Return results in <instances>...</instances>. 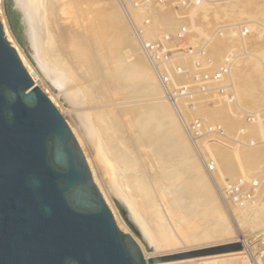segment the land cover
<instances>
[{"label": "rangeland", "instance_id": "obj_1", "mask_svg": "<svg viewBox=\"0 0 264 264\" xmlns=\"http://www.w3.org/2000/svg\"><path fill=\"white\" fill-rule=\"evenodd\" d=\"M42 2V7H40L41 11H45V12H41L43 13L42 16L43 18H45L46 22V26L47 28H49L52 32L53 35H56V37H58V40L61 39V37L63 39L60 40L59 45H58V53L64 56H61L63 58H66L67 60L71 57L72 61H73V65L72 61L70 62L68 60V62L70 64H72V69H74L76 66L79 69V72H77V75L82 74L80 76H77L76 79V83L74 81V79H70V76L67 75L65 72V76L63 75L64 73L59 70L57 71V68L54 67L53 69L55 71H57L75 90L76 92L80 95V97L82 98L85 108L87 110L88 115H90L93 119V114L95 116L98 115H108V118L113 119L114 116L116 117V119L112 120L111 122L114 123L111 126V136L106 138L103 137V130L100 127H95L98 130V133L100 135L102 144L104 146L106 155L108 160L111 162V164L113 165V167L116 169L117 173H118V177L123 189L124 194L126 195L130 205L133 207L134 210H136L138 212V215L143 217L142 220L147 222L148 219L147 217L149 216L148 213V208L150 209V204L149 201L147 199H145L144 195H139L135 189L136 185L137 187H139V189L141 188L140 185L143 183L144 185H146V187L149 189L150 192H153L154 188H153V180L155 181L156 179L161 180V176H167L168 180H169V188L166 191L167 193H165V196L168 195V197L166 198L164 196V194H161L160 196L157 197V202L158 205L161 206V208L163 209L165 215L163 218H167V220L169 219V221L164 222L162 221V223H160L159 225V231L158 228H152L151 229V238H153L152 240H155L156 244L154 241V246H155V250L157 253V257L159 256H166V255H173L176 253H172V252H166V253H159V251L162 250L166 251V249H170L172 250L173 244L171 243L173 238L171 235H174L175 237L177 236V238H180L179 236V232L182 230L177 228V226L179 227H185L187 226L186 229H188L189 227L192 226V231H194V227L196 226L199 231L200 228H203V230H205L208 227L207 233L210 234V229L213 230V232H211L212 234H215L216 237L219 239L220 237L225 239L224 240H220L223 241L221 242V244L224 245H231V244H240L242 246V249L240 251L237 252H242V255L240 256V258H244V259H238L235 260L233 262V264H252L251 260L247 257L245 253V248H250L252 249V254L254 256H256L257 253H259V248L262 247L261 245L264 246V239L262 240V242L259 244L257 243L260 239H257L258 241L255 242V244H253L254 242H252V244L247 243V245L243 247V243L242 242H237L236 239H238V241H241V238H243V236L246 235H253V232L256 233V230H262L264 229V203H260L257 206H251V205H245V206H236L234 204L231 203H227L225 202V200H223L222 196H221V187L223 185L224 182L226 181H233L236 178L239 177H244L245 179H249L255 175H259L261 183L263 184V188H262V197H264V145L258 146V147H247V146H243L240 145L239 143L227 140V141H219L216 140L215 138H207L206 140L201 141L204 146V148L201 145L200 142V150L202 152V154L204 155V158H202L201 156H199V154L196 152V150L194 149V147L192 146V144L190 143L188 137L185 134V131L183 130V126L180 123V120L175 112V110L171 107V105L168 103V101L164 98L163 93L160 89V86L157 82V80L155 79L151 68L147 62V60L145 59L144 55L141 53L140 48L138 47L132 30L130 28V26L127 23L126 17L123 13V11L121 10L119 3L117 2V0H41ZM47 1V2H46ZM215 1V0H214ZM221 2V1H220ZM54 5H53V4ZM49 4V5H47ZM59 4V5H58ZM67 4V5H66ZM69 4V5H68ZM73 6H72V5ZM77 4V5H76ZM39 5V4H38ZM41 5V4H40ZM39 5V6H40ZM45 5V8H44ZM70 5L72 6L71 9ZM49 6V7H48ZM69 6V7H68ZM54 7V8H53ZM49 8V9H48ZM39 9V7H38ZM39 9V10H40ZM53 9V10H52ZM116 9V10H115ZM73 10V11H72ZM106 10V11H105ZM57 11V12H56ZM112 11V13H111ZM72 14H71V13ZM77 12V13H76ZM55 13V16H54ZM200 13L204 14L202 18H197L196 20L198 21V25L200 27H202V31L208 33L210 32L212 29H214L215 27H217V25H219L220 23L224 22L226 24H237L243 21H250V22H255L258 24H262L264 25V0H223V2L217 3L214 2L212 3V5H203V7L200 9ZM51 14V16H50ZM53 14V15H52ZM75 15V16H74ZM78 15V16H77ZM140 14H138L137 16L139 17ZM73 16V17H72ZM72 17V18H71ZM79 17V18H78ZM51 18V19H50ZM1 19L6 23L7 28L5 31L4 28V33L6 36V39H10L11 41L15 42L16 45L19 48H22L21 45L19 44V42L17 41V39L15 38L13 31L10 27V24L7 20L6 14H5V10H4V6H3V0H0V21ZM55 19V20H53ZM62 19V20H60ZM80 19V20H79ZM112 19V20H111ZM165 19H162L160 22L164 21L163 23H170L171 20L169 18V22H168V18L166 19L167 22H165ZM50 20V21H49ZM60 20V21H59ZM53 21V22H52ZM95 21V22H94ZM98 21V22H97ZM107 21V22H106ZM121 22V23H120ZM2 23V22H0ZM55 23V24H53ZM49 26H48V25ZM87 24V25H86ZM102 24V25H101ZM114 24V25H113ZM122 24V26H121ZM155 24H159L156 23ZM161 24V23H160ZM1 25H3L4 27V23H2ZM55 25V26H53ZM65 27H64V26ZM73 25V27H72ZM108 25V26H106ZM126 25V26H125ZM162 25V24H161ZM60 26V27H59ZM88 26V27H87ZM116 26V27H115ZM54 27V28H52ZM63 27V28H62ZM70 29H67V28ZM82 27V28H81ZM103 27V28H102ZM124 27V28H123ZM71 28H73L71 30ZM76 30H75V29ZM89 28V29H88ZM48 29V30H49ZM53 29V30H52ZM55 29V30H54ZM58 31H57V30ZM84 29V30H83ZM88 29V30H87ZM117 29V30H116ZM124 31H123V30ZM71 30V31H69ZM94 30V31H93ZM115 30V31H114ZM121 30V31H119ZM73 31V32H72ZM79 31V32H78ZM83 31V32H82ZM112 31V33H111ZM151 31H153V29H151ZM149 31L148 34L151 36L153 34H155L156 31L151 32ZM56 32V33H55ZM59 32V33H58ZM80 34H78V33ZM82 32V33H81ZM98 32V33H97ZM110 32V33H109ZM151 32V34H150ZM62 33V34H61ZM68 33V34H66ZM77 33V35H81V38L79 39L78 36H76L75 34ZM88 33V34H87ZM116 33V34H115ZM123 33V34H122ZM59 34V35H58ZM68 36V39L66 38V35ZM73 36H72V35ZM85 34V35H84ZM103 34V35H102ZM119 36H118V35ZM61 35V36H60ZM94 35V36H93ZM93 36V37H92ZM69 37H72L69 39ZM80 37V36H79ZM92 39H90V38ZM96 37V39H95ZM99 37V38H98ZM116 37V38H115ZM76 39L77 42H73V40ZM79 39V41H78ZM83 39V43L82 42ZM87 39V40H85ZM109 39V40H108ZM114 39V40H112ZM64 40V41H63ZM67 40V41H66ZM70 40V41H69ZM98 40V41H97ZM263 40V39H261ZM64 43H61V42ZM70 43H69V42ZM89 42V44L87 45V43ZM126 41V42H125ZM254 50H253V55L254 57H252L250 60H244L243 63H241L239 65V67L235 68L233 71V75H232V80L234 83V87H235V91L237 94V98H238V105L240 107H242L243 109H246L248 111H258L261 109V107L264 105V72H263V68H262V63H264V41L263 42H258V39L254 40ZM80 42V43H78ZM101 42V43H100ZM109 42V43H108ZM10 43V42H9ZM68 43V45H67ZM76 43V44H75ZM78 43V44H77ZM92 43V44H91ZM96 43V45H95ZM114 43V44H113ZM11 44V43H10ZM62 44V45H61ZM71 44H73L72 46H70ZM81 44V45H79ZM86 44V45H84ZM106 44V45H105ZM110 44V45H109ZM74 45H76L77 47H75ZM95 45V46H94ZM100 45V46H99ZM74 46V47H73ZM78 46L83 47L82 49H77V53L76 52V48H79ZM90 46V47H89ZM108 46V47H107ZM115 46V47H114ZM222 44L220 45V43L216 42L214 45L213 50H221L222 49ZM61 47V49H60ZM65 47V48H64ZM71 47V48H70ZM220 47V48H219ZM69 48V49H68ZM73 48V50H72ZM88 48V49H87ZM72 51H71V50ZM16 50V49H15ZM66 50H70V51H66ZM75 50V51H74ZM63 51V52H62ZM105 51V52H104ZM17 52V51H16ZM67 52V53H65ZM71 52V53H70ZM81 52V53H79ZM84 52V53H83ZM104 52V53H103ZM65 53V54H64ZM86 53V54H85ZM101 53V54H100ZM108 53V54H107ZM69 54V55H68ZM76 56L78 55V57H72L71 56ZM85 57H84V55ZM99 54V55H98ZM104 54V55H103ZM106 54V55H105ZM221 54V53H220ZM94 55V56H93ZM70 56V57H69ZM90 56V57H89ZM100 56V57H99ZM102 56V57H101ZM79 57H84L81 60L83 61V59L86 60L85 61H80ZM94 57V58H93ZM90 58V59H89ZM91 58H93V61L91 60ZM70 59V60H71ZM74 59V60H73ZM77 59L79 60V62H76ZM89 59V60H88ZM103 59V60H102ZM113 59V60H112ZM21 60V59H20ZM87 61V62H86ZM90 61V62H89ZM115 61V62H114ZM75 62V63H74ZM96 64H95V63ZM100 62V63H99ZM82 63V64H81ZM126 63V64H125ZM77 64V65H76ZM79 64V65H78ZM84 64V65H83ZM86 64V65H85ZM94 64V66H92ZM98 64V65H97ZM24 65V64H23ZM144 65V66H143ZM84 66V67H82ZM99 66V68H98ZM112 66V67H111ZM25 67V66H24ZM53 67V66H52ZM82 67V68H81ZM89 67V68H88ZM94 71H93V69ZM142 67V68H141ZM77 68H75V71H78ZM111 68V69H110ZM81 69V70H80ZM83 69V70H82ZM88 69V70H87ZM92 69V70H90ZM115 69V70H114ZM136 69V70H135ZM139 69V70H138ZM88 71L89 74L86 73V71ZM147 70V71H146ZM97 71V72H96ZM100 71V72H99ZM104 71V72H101ZM118 71V72H117ZM135 71V72H134ZM61 72V73H60ZM113 72V74H112ZM146 72V73H145ZM85 73V74H84ZM95 73V74H92ZM97 73V75H96ZM102 73L103 75H107L105 77H102L103 75L100 74ZM112 74V75H110ZM131 76H130V75ZM38 75V74H37ZM86 75V76H85ZM91 75V76H90ZM102 75V76H101ZM112 77H110V76ZM118 75V76H117ZM69 76V77H68ZM101 76V77H100ZM126 78H125V77ZM148 76V77H146ZM40 77V76H39ZM37 78H33V81H37V87L50 99V101L53 103V105L56 107V109L59 111V113L61 114V116L65 119L66 123L67 121H69V117L66 116V114L64 113V111L66 110L64 107L61 106L60 102H58L56 95L53 93V91L51 90V88L48 86V84L45 82V80L43 78L38 79ZM96 77V78H95ZM109 77V79H108ZM115 77V80L112 79ZM122 77V78H121ZM145 77V78H144ZM86 78V79H85ZM95 78V80H94ZM103 78H107V79H103ZM120 78V79H119ZM131 78V79H130ZM139 78V79H138ZM89 79V81L87 80ZM112 79L114 81L113 82L110 80ZM119 80V83H117V80ZM125 79V80H122ZM44 80V81H43ZM73 80V81H72ZM106 80H107V84H106ZM110 80V81H109ZM84 81V82H83ZM125 81V82H123ZM136 83H135V82ZM140 81V82H139ZM74 82V83H73ZM81 82V83H79ZM103 82V83H102ZM112 82V83H111ZM128 82V83H127ZM242 82L244 83L245 87L247 86L249 89H247L248 94L246 90H243L244 88H241L242 91L239 89L240 86H242ZM246 82V83H245ZM96 85H95V84ZM102 84H105V87L101 86ZM130 83V84H129ZM153 83V84H152ZM76 84V85H75ZM112 84V86H111ZM120 87H119V85ZM128 86H127V85ZM136 86H135V85ZM151 84V85H150ZM247 84V85H246ZM86 85H87V89H86ZM98 85V86H97ZM101 87H100V86ZM110 85V87H109ZM118 85V86H117ZM123 85V86H121ZM129 85L131 87H129ZM135 88H133V86ZM140 85V86H138ZM79 86V87H78ZM84 86V87H83ZM108 86V87H107ZM138 86V87H137ZM146 86H149L148 88ZM154 86V87H153ZM116 87V88H115ZM121 87H124L121 88ZM126 87L128 89H126ZM143 90L142 91V88ZM144 87H146L144 89ZM152 87V89H151ZM157 89H156V88ZM239 87V88H238ZM78 88V89H77ZM81 88V89H80ZM86 90H85V89ZM104 88V89H103ZM106 88V90H105ZM109 88V89H107ZM115 88V90H114ZM118 88V89H117ZM120 88V89H119ZM137 88V89H136ZM84 89V91H83ZM131 89V90H130ZM134 89V90H133ZM147 89V90H146ZM246 89V88H245ZM81 92L82 94H80L79 92ZM110 90V91H109ZM129 90V91H128ZM86 91L87 95H86ZM92 91V92H91ZM98 91V92H97ZM142 91V92H141ZM241 91V92H240ZM83 92L85 94H83ZM123 92V93H121ZM105 93V94H104ZM109 93V94H107ZM240 93V94H239ZM92 94V95H91ZM104 94V95H103ZM119 94V95H118ZM245 94V95H244ZM86 95V96H84ZM91 95V96H90ZM107 97H104V96ZM122 95V96H121ZM96 96V99L98 97L97 100L94 99ZM242 96V97H241ZM88 97V99H87ZM104 97V98H103ZM247 97V98H245ZM258 97V98H257ZM262 99H261V98ZM90 98V99H89ZM244 99V100H243ZM89 100L88 104L87 102ZM93 100V102H92ZM96 101V103H95ZM91 107V108H90ZM152 107V108H151ZM163 107V108H162ZM220 107V108H219ZM149 108V109H148ZM157 108V109H156ZM161 108V109H160ZM164 108H167L164 109ZM180 111L184 117V119L186 121H190L191 118L193 117L191 114L186 112V108L181 104L179 105ZM208 108V107H207ZM205 108V110L207 109ZM210 108V107H209ZM207 110V112H205V110L203 111V108L201 111L202 115L207 114H211L212 112H214L215 109H218L222 112H224L223 114L220 113L219 111L216 110L218 112V114H216L217 112H215V115L211 114V116L215 117V118H211L210 115H205L206 117H210L211 121L214 122H220L222 124H224V127L227 130V135L229 137L231 136H235L236 135V131H237V126H239L242 122V120L239 119H233L231 117H234L235 115V107L232 106H225V107H221L216 105V107H212ZM228 108V109H227ZM131 109V110H130ZM141 109L143 111H141ZM145 109V110H144ZM153 109V110H152ZM164 109V110H163ZM214 109V110H213ZM107 110V111H105ZM127 110V111H126ZM148 110V111H147ZM151 112L153 113H150ZM157 110V111H155ZM166 110V112H164ZM106 114H105V112ZM110 113H109V112ZM141 111V112H140ZM160 111V112H159ZM203 111V113H202ZM102 112V113H100ZM130 114H128V113ZM133 112V113H131ZM64 113V114H63ZM93 113V114H92ZM127 115H126V114ZM155 113V114H154ZM166 114L167 115H158V114ZM171 113V114H168ZM231 116H230V114ZM125 114V116H124ZM200 114V113H199ZM229 114V115H228ZM118 115V116H117ZM120 115V116H119ZM131 115V117H130ZM169 115V116H168ZM218 115V116H217ZM223 115V116H222ZM226 115V116H225ZM112 116V117H111ZM129 116V117H128ZM144 116V117H143ZM189 116V117H188ZM124 117V118H122ZM127 117V118H126ZM140 119H139V118ZM148 117V118H147ZM156 117V118H155ZM165 117V118H163ZM172 117V118H171ZM223 117V119H222ZM121 118V119H120ZM134 118V119H133ZM142 118V120H141ZM145 118V119H144ZM159 118V119H158ZM166 118L168 119V121L166 120ZM170 118V120H169ZM225 118V119H224ZM230 118V119H229ZM124 119V120H123ZM127 119V120H125ZM139 119V120H138ZM152 119V120H149ZM154 119V120H153ZM173 119V120H172ZM132 120V121H131ZM143 120H147L144 121ZM160 120V121H157ZM166 120V121H165ZM229 120V122H228ZM237 120V121H235ZM116 121V124H115ZM124 123H122V122ZM171 121H173L171 123ZM227 121V122H226ZM234 122L232 125L231 123ZM129 124H128V123ZM140 122V123H139ZM143 122V123H142ZM159 122V123H158ZM165 122V123H164ZM167 122V123H166ZM177 122V123H176ZM231 122V123H230ZM126 123V124H125ZM138 123V124H137ZM148 123V124H147ZM163 123V124H162ZM174 123V124H173ZM239 123V124H238ZM120 124V125H119ZM150 124V125H149ZM169 124V125H167ZM68 125V123H67ZM125 125V126H123ZM145 125V126H144ZM151 125L153 127H151ZM177 125V126H176ZM69 126V125H68ZM123 126V127H122ZM163 126V127H161ZM166 126L169 127L171 126V130H169ZM236 126V128H235ZM129 127V128H128ZM146 127V128H145ZM156 127V128H155ZM177 129H176V128ZM132 128V129H131ZM149 128L151 131H153V133L151 131H149ZM160 128V129H158ZM164 128V130H163ZM167 128V130H166ZM179 128V129H178ZM231 128V129H230ZM122 129V130H121ZM173 129V131H172ZM176 129V130H174ZM256 129H258V136H264V129L260 126L257 127ZM102 130V131H101ZM117 130V131H116ZM167 132H166V131ZM179 130V131H178ZM100 131V132H99ZM120 131V132H119ZM125 131V132H124ZM165 131V132H164ZM170 131H172L173 133H171ZM102 132V133H101ZM149 132V133H148ZM157 132V133H156ZM170 132V134H169ZM180 132V135L179 133ZM260 132V133H259ZM123 133V134H122ZM147 133V134H146ZM115 134V135H114ZM138 134V135H137ZM169 134V136H168ZM176 134V135H175ZM178 134V136H177ZM122 135V136H121ZM131 135V136H130ZM136 135V136H135ZM152 135V136H151ZM158 135L160 137H158ZM168 136V137H163V136ZM174 135V136H173ZM162 136V138H161ZM115 137V139H114ZM121 137V138H120ZM123 137L125 138V140L123 139ZM134 137V138H133ZM145 139H144V138ZM175 137V138H174ZM183 139H182V138ZM128 138V139H127ZM130 138V139H129ZM141 138V139H140ZM181 138V140H180ZM247 137H243L242 139H245ZM127 139V140H126ZM132 139V140H131ZM143 139V140H142ZM161 139V140H160ZM166 139L167 143L164 141ZM170 143H169V140ZM175 139L178 142L177 144H175ZM104 140V141H103ZM159 140V141H158ZM174 140V141H173ZM185 140V141H182ZM112 141L113 142H119V144H123L122 146L126 147L127 152H119V154H117L118 152H116L115 154L117 156H115L114 154V150L112 149V143H110ZM126 141V142H125ZM131 141V142H130ZM133 141V142H132ZM141 141V142H140ZM162 141L165 142V144L161 145L159 143H161ZM173 141V142H172ZM210 141V142H209ZM152 142L154 144H152ZM184 142V143H183ZM206 145H205V143ZM209 142V144H208ZM158 143V144H155ZM163 143V142H162ZM212 143V144H211ZM108 144H110V146H108ZM125 144V145H124ZM136 144V145H135ZM152 144V145H151ZM174 144V145H173ZM139 145V146H138ZM165 145V147H164ZM173 145V146H170ZM213 145V146H212ZM133 146V147H132ZM154 146V148L152 147ZM209 146L211 149H209ZM212 146V147H211ZM227 146V147H226ZM81 150L82 153L85 155V159H88V163L89 168L92 169L94 176L97 180V183L100 187V189H102L104 196L108 197L107 200H110L109 196L107 195V193L105 192V189L103 188L99 173H98V169L95 163V160L92 156L91 151L89 150L90 148L87 147L86 145H81ZM111 147V149H110ZM124 147V148H125ZM129 147V148H128ZM160 147V148H159ZM169 150H167L166 149ZM172 147V149L170 148ZM156 148V149H155ZM159 148V149H158ZM175 148V150H174ZM229 148V149H228ZM164 149V150H163ZM187 149V150H184ZM227 149V150H226ZM232 149V150H231ZM114 152H113V151ZM130 150V151H129ZM136 150V151H135ZM159 150V151H158ZM163 150V153L162 151ZM171 150V151H170ZM176 150L178 151L176 152ZM230 150V151H229ZM149 151V152H148ZM156 151V152H155ZM161 151V152H160ZM174 151V154H173ZM182 151V152H181ZM228 151V152H227ZM242 151V152H241ZM109 152L111 154H109ZM137 152V153H136ZM155 152V153H154ZM157 152H160L157 153ZM165 152V153H164ZM170 152V154L168 153ZM185 152V153H184ZM187 152V153H186ZM191 152V153H190ZM207 152V153H206ZM223 154H222V153ZM234 152V153H233ZM131 153V155H130ZM168 153V155H167ZM214 153V154H213ZM217 153V154H216ZM219 153V154H218ZM231 153V155H230ZM257 153V154H256ZM89 154V155H88ZM125 154V155H124ZM140 154V155H139ZM144 154V155H143ZM157 154V155H155ZM172 154V156H171ZM185 154V159L184 156H181ZM191 154V155H190ZM239 154V155H237ZM241 154V155H240ZM244 154V155H243ZM114 155V156H113ZM121 155V156H120ZM123 155V156H122ZM153 155V156H152ZM167 155V156H166ZM188 155V156H187ZM190 155V156H189ZM216 155V156H215ZM226 155V156H225ZM230 155V156H228ZM112 156V157H111ZM119 159L121 160H118ZM127 156V157H124ZM166 156V157H165ZM170 156V157H169ZM181 156V157H180ZM248 156V157H247ZM117 157V158H116ZM121 157V158H120ZM126 159H124V158ZM132 157V158H131ZM137 157V158H136ZM144 157V158H143ZM172 157V159L169 158ZM182 158V160H184L183 163H181L183 166L184 164L186 165L185 170H189V171H185L182 170L184 168H180V164H179V169L181 170V174L184 173L185 171V175L180 176V174L178 173V171L180 172V170H178V162L182 161L180 158ZM191 157V158H190ZM219 157V158H218ZM223 157V158H222ZM235 157V158H234ZM254 159H253V158ZM90 158V159H89ZM149 158V160H148ZM154 158V159H152ZM162 158V159H161ZM190 158V159H189ZM222 158V159H221ZM225 158V159H224ZM243 158V159H242ZM116 159V160H115ZM145 159V160H144ZM169 159V160H168ZM204 159L205 160H212L215 163V171L214 173L210 176L207 172V169L205 168V164H204ZM125 160V161H124ZM128 160V161H127ZM154 160V161H153ZM168 160V161H167ZM173 160V161H172ZM179 160V161H178ZM192 160V161H191ZM228 160V161H227ZM246 160V161H245ZM115 161V162H112ZM124 161V162H123ZM133 161V162H132ZM146 161V162H144ZM153 161V162H152ZM167 161V162H166ZM177 161V162H176ZM245 161V162H244ZM258 163H257V162ZM139 162V163H138ZM144 162V164H143ZM164 162V163H163ZM174 162V163H173ZM187 162V163H186ZM221 162V163H220ZM261 162V163H260ZM124 163V164H123ZM148 163V164H147ZM189 163V164H188ZM251 163V164H250ZM95 166H94V165ZM129 164V165H128ZM150 165L152 167H145L146 165ZM165 164V165H164ZM172 164V165H171ZM116 165V166H115ZM174 165V166H173ZM132 166V167H131ZM243 166V167H242ZM255 166V167H254ZM124 167V168H123ZM140 167V168H139ZM159 167V168H158ZM163 167V168H162ZM185 167V166H184ZM225 167V168H224ZM247 167V168H246ZM95 168V169H94ZM130 168V170H129ZM152 170H149L151 169ZM159 170H157V169ZM191 168V169H190ZM204 168V169H203ZM121 169V171H120ZM133 169V173L132 170ZM141 169V170H140ZM168 169V170H167ZM173 169V171H172ZM199 169V170H198ZM206 169V170H205ZM247 169V170H246ZM139 170V172H138ZM146 170V171H145ZM165 172H164V171ZM201 170V171H200ZM157 171V172H156ZM194 171V172H193ZM125 172V173H124ZM129 172V173H128ZM142 172V173H141ZM149 172V173H147ZM201 172V173H200ZM97 173V174H96ZM136 173V174H135ZM147 173V174H146ZM178 173V174H177ZM189 173L188 176H186ZM192 173V174H191ZM199 173V174H198ZM203 173V174H202ZM130 174V175H129ZM132 174V176H131ZM141 175L142 177V181H135L138 177L137 175ZM198 175L196 176V178L194 179V175ZM98 175V176H97ZM159 175V176H158ZM161 175V176H160ZM192 175V176H191ZM130 176V177H129ZM180 176V177H179ZM190 176V177H189ZM194 176V177H193ZM199 176L204 177V178H199L197 179ZM156 177V178H155ZM186 177H188L187 179H185ZM234 177V178H233ZM149 178V179H148ZM180 178V179H179ZM148 179V180H147ZM179 179V180H178ZM145 180V181H144ZM186 180V181H185ZM193 180H195L196 182H194ZM135 181V182H134ZM151 181V182H150ZM185 181V182H184ZM191 181V182H190ZM139 182V184H137ZM194 182V183H193ZM199 182V183H198ZM123 183H126L124 186ZM141 183V184H140ZM176 183V184H175ZM202 183V184H201ZM204 183V184H203ZM192 184V185H191ZM187 185V188L186 186ZM178 186V187H177ZM171 187V188H170ZM184 187V188H183ZM190 187V190L188 189ZM197 187V188H196ZM129 188V189H128ZM179 190H178V189ZM182 188V189H181ZM186 188V189H185ZM127 191H126V190ZM132 191H131V190ZM130 190V191H129ZM170 190L173 192V194H169L168 192H170ZM184 190V191H183ZM186 190V191H185ZM193 190V191H192ZM206 192H205V191ZM208 190V191H207ZM188 191V192H187ZM195 191V192H194ZM203 191V192H202ZM155 192V191H154ZM171 192V193H172ZM182 192L184 194H182ZM191 192L192 195H190L189 193ZM198 192V193H197ZM106 193V194H105ZM130 193V194H129ZM175 193H177L176 195H178V197L181 199V204L178 203L177 204V200L174 199L176 201V204L174 205V201L173 198L175 196ZM188 196H184V195ZM194 193V194H193ZM200 193V194H199ZM129 195V196H128ZM131 195V196H130ZM137 195V197H136ZM169 195H173L169 197ZM200 197H199V196ZM204 195V196H203ZM206 195V196H205ZM103 196V195H102ZM184 196V197H182ZM190 196L193 198V200L190 198ZM197 196V197H195ZM137 198L136 200L134 198ZM144 197V198H143ZM159 198V199H158ZM188 198V199H187ZM196 198V199H195ZM208 198V199H207ZM214 198V199H213ZM132 199V200H131ZM162 199V200H161ZM185 199V200H184ZM191 199V200H190ZM198 199V201H197ZM203 199V200H202ZM105 200V199H104ZM138 200V202H137ZM143 200V201H142ZM164 200V201H163ZM167 200V202L170 200L173 201V203H169L167 204V202H165ZM192 201L191 203H193L192 205H194L192 207V205H190V203L188 201ZM197 204H196V202ZM207 202H206V201ZM111 201V200H110ZM163 201V203H162ZM188 206H187V203ZM203 202L202 204L205 205V207H203V205L201 204V202ZM106 202V201H105ZM137 202V203H135ZM140 202V203H139ZM161 202V203H160ZM179 202V200H178ZM195 202V204H194ZM200 202V203H199ZM210 204H209V203ZM146 203V207L145 206ZM148 203V204H147ZM205 203V204H204ZM207 203V204H206ZM107 204V203H106ZM109 204V201H108ZM108 206L109 210L112 213V208L111 206ZM180 204V206H179ZM184 204V206H183ZM201 204V210L199 208V205ZM135 205V206H133ZM173 207H169V206ZM186 205V207H185ZM207 205V206H206ZM139 206L140 208H142V210L144 211L146 208V210L144 212H146V214L142 211L143 214L139 213ZM178 206V207H177ZM198 206V207H197ZM209 206V207H208ZM135 207V208H134ZM207 207V209H206ZM211 207V208H210ZM145 208V209H144ZM176 208V209H175ZM198 208L200 210V212H198ZM205 208V209H204ZM210 208V209H209ZM215 208V209H213ZM188 209H190L188 211ZM193 209H196L195 211H193ZM202 209H204L205 211H203ZM212 209V212H210L209 210ZM187 210V212H186ZM209 211V213H206ZM197 211V212H196ZM202 211V212H201ZM214 211V212H213ZM179 212V213H178ZM194 213L195 215H193L192 213ZM217 212V214H216ZM219 212V213H218ZM221 212V214H220ZM185 213V214H184ZM190 213V214H189ZM213 213V214H212ZM193 216H192V215ZM201 214V215H200ZM206 214V215H205ZM113 215V214H112ZM145 215V217H144ZM175 216V220L176 222H173V219H171V217ZM185 215H191V219L190 217L187 218ZM197 215V216H196ZM205 215V216H204ZM209 215V216H208ZM212 215V216H211ZM220 215V216H219ZM184 216V217H183ZM211 216L212 221H210L208 218ZM219 216V218H218ZM223 216V217H222ZM181 217V218H180ZM194 217V218H193ZM201 217V218H200ZM216 220H215V218ZM162 218V220H163ZM198 218V219H197ZM204 218V219H203ZM206 218V219H205ZM257 218V221H256ZM260 218V219H259ZM262 218V219H261ZM173 223H171V220ZM180 219V221L182 222L180 225H178L179 223H177ZM185 221H184V220ZM197 219V220H196ZM208 219V221H207ZM224 219V220H223ZM174 220V221H175ZM221 220V221H220ZM115 221V220H114ZM166 221V220H165ZM190 221V222H189ZM194 221V222H193ZM197 222H200L199 224ZM213 224H212V223ZM215 222V223H214ZM222 222V223H221ZM253 222V223H252ZM164 223V226L162 225ZM168 223V224H167ZM175 223V224H174ZM205 226H204V224ZM218 223V224H217ZM149 224V222H148ZM172 226H171V225ZM196 224V225H195ZM209 224V226H208ZM217 227H215L216 225ZM223 228H222V225ZM227 224V225H226ZM150 225V224H149ZM171 226L169 229L165 230L166 228H168L169 226ZM174 225H176V230L174 229ZM182 225V226H181ZM189 225V226H188ZM193 225H195L193 227ZM213 225V226H212ZM219 225H221V231L218 227H220ZM174 226V227H173ZM200 226V227H198ZM203 226V227H201ZM164 227V228H163ZM206 227V228H205ZM225 227V228H224ZM216 228L217 229V233L216 232ZM262 228V229H261ZM155 229V230H154ZM165 234H171L170 236H168L169 238L167 239L166 236H164V232ZM172 229V230H171ZM185 229V228H184ZM191 229V228H190ZM197 229V231H198ZM219 231L221 232H218ZM154 230V231H153ZM162 230V231H161ZM174 230V231H173ZM178 230V231H177ZM180 230V231H179ZM202 230V229H201ZM215 230V231H214ZM226 230V231H225ZM168 231V232H167ZM172 233H171V232ZM176 231V232H175ZM189 231V229L187 230ZM196 231V230H195ZM159 232V233H158ZM167 232V233H166ZM190 232V231H189ZM204 232V231H203ZM203 232H199L201 235L199 236V234L197 235L196 232H192L190 234H194L193 236H195V242L198 245V243L200 244V242L203 243V241L198 240L200 242H196L197 241V237L199 236L198 239H204V238H208V239H204L208 242H210V240L213 238L214 235H211V239L207 236L206 237V233ZM206 232V231H205ZM223 232V233H222ZM230 234V238L236 241H227L228 236ZM177 233V234H176ZM219 233V234H218ZM254 233V234H255ZM162 237H165V241L162 240ZM164 234V235H163ZM202 234H204L205 236L200 238L201 236H203ZM221 234V235H220ZM191 235V236H192ZM219 235V236H218ZM228 235V236H226ZM192 236V237H193ZM234 236V237H233ZM238 236V237H237ZM241 236V237H240ZM240 237V238H239ZM256 237V236H254ZM170 238H172L171 240H169ZM194 238V237H193ZM192 238V239H193ZM229 238V239H230ZM253 238V237H252ZM251 238V239H252ZM191 239V240H192ZM217 239H215L217 241ZM230 239V240H231ZM162 240V241H160ZM169 240V241H168ZM190 240V244L187 243V241H183L182 243L180 242L179 247L176 248V250H182L185 249V247L183 246H187V247H191L194 246L193 244V240ZM213 240V239H212ZM213 240V241H215ZM218 240V241H219ZM226 240V241H225ZM165 242H169L168 243V248ZM227 242V243H226ZM235 242V243H234ZM183 243L185 245H183ZM201 243V244H202ZM170 244V245H169ZM192 244V245H191ZM249 244V245H248ZM259 244V245H258ZM157 245V246H156ZM162 247H161V246ZM166 247H165V246ZM183 245V246H182ZM222 245V246H224ZM160 246V247H159ZM171 246V247H170ZM220 246V245H219ZM252 246V247H250ZM206 249V248H203ZM196 250H201V249H196ZM194 250H188V251H196ZM188 251H184V252H188ZM244 252V253H243ZM177 253H181V252H177ZM206 257V256H204ZM202 258V257H199ZM238 261V262H236ZM257 260H255L256 262ZM170 263V262H169ZM172 263V262H171ZM256 264H260V263H256Z\"/></svg>", "mask_w": 264, "mask_h": 264}, {"label": "water", "instance_id": "obj_2", "mask_svg": "<svg viewBox=\"0 0 264 264\" xmlns=\"http://www.w3.org/2000/svg\"><path fill=\"white\" fill-rule=\"evenodd\" d=\"M3 6L15 38L84 135L121 219L114 221L72 131L0 23V264H170L240 251L231 244L157 257L82 98L47 64L24 2Z\"/></svg>", "mask_w": 264, "mask_h": 264}, {"label": "built area", "instance_id": "obj_3", "mask_svg": "<svg viewBox=\"0 0 264 264\" xmlns=\"http://www.w3.org/2000/svg\"><path fill=\"white\" fill-rule=\"evenodd\" d=\"M223 0H117L130 26L134 39L147 60L164 98L175 110L183 130L196 152L204 158L200 142L207 138L233 141L247 147L264 145V136L256 129H264V105L258 111H248L238 105L232 80L233 71L253 55L255 39L264 41V25L250 21L237 24L220 23L206 33L197 18L203 5ZM140 14L138 17L137 15ZM170 18V23L155 24L156 20ZM150 29L156 32L149 35ZM263 39V40H261ZM221 50H213L215 43ZM221 53V54H220ZM264 72V63H262ZM193 117L186 121L179 105ZM235 107L233 119L242 120L235 136L229 137L224 124L199 114L202 108ZM257 130V132H256ZM243 137H247L242 139ZM211 176L215 163L204 159ZM263 184L259 175L248 180L238 177L221 187L225 202L238 206H257L264 203ZM254 256L252 249L245 254L252 264H264V246ZM255 260H257L255 262Z\"/></svg>", "mask_w": 264, "mask_h": 264}, {"label": "bare ground", "instance_id": "obj_4", "mask_svg": "<svg viewBox=\"0 0 264 264\" xmlns=\"http://www.w3.org/2000/svg\"><path fill=\"white\" fill-rule=\"evenodd\" d=\"M4 1V0H3ZM23 2H24V4H25V7H26V10H27V13H28V16H29V19H30V22H31V25H32V28H33V30H34V33H35V35H36V38H37V40H38V43H39V45H40V48H41V50H42V53H43V55H44V57H45V60H46V62H47V64L49 65V66H53L52 68H54V67H56L57 68V71H59V70H61L63 73L65 72L67 75H69L70 76V79H74V81L76 80V79H78L77 78V76H80V75H82V74H79V75H77V72H79V69L77 68V66L75 67V68H77V70L78 71H75V68L74 69H72L73 67H72V64H73V61H72V59H71V57L68 59L70 62L72 61V64H70L69 62H68V60L66 59V58H63V57H61V56H64V55H61L60 56V54L58 53V45H59V42H60V40L61 39H63L62 37H61V39L60 40H58V37H56V35H53L52 34V32H50L51 30V28L49 29V28H47V26H46V23H48V22H46L45 20L47 19L46 17V19L45 18H43V16H42V14L43 13H41V12H45L44 10L43 11H41V9H40V7H42V1L41 0H22ZM45 1V0H44ZM54 1V0H53ZM70 1V0H69ZM72 1H74V0H72ZM47 2V1H46ZM71 2V1H70ZM40 6H39V5ZM53 4V3H52ZM47 5H49V4H47ZM54 5V4H53ZM59 5V4H58ZM67 5V4H66ZM69 5V4H68ZM72 5V4H71ZM70 5V8L73 6H71ZM77 5V4H76ZM38 7H39V9H38ZM49 7V6H48ZM69 7V6H68ZM44 8H45V5H44ZM54 8V7H53ZM49 9V8H48ZM71 9H73V8H71ZM45 10H46V8H45ZM53 10V9H52ZM116 10V9H115ZM73 11V10H72ZM106 11V10H105ZM57 12V11H56ZM46 13V12H45ZM71 13V12H70ZM77 13V12H76ZM111 13H112V11H111ZM72 14V13H71ZM44 15V14H43ZM53 15V14H52ZM50 16H51V14H50ZM54 16H55V13H54ZM75 16V15H74ZM78 16V15H77ZM140 16V15H139ZM73 17V16H72ZM71 17V18H72ZM79 18V17H78ZM164 18H168V17H164ZM163 18V19H164ZM51 19V18H50ZM166 19H165V22H167L166 21ZM53 20H55V19H53ZM60 20H62V19H60ZM59 20V21H60ZM80 20V19H79ZM112 20V19H111ZM50 21V20H49ZM157 21V23H161V24H164L163 22L164 21H162V22H160L161 20H156ZM0 22H2V23H4V27H3V25H2V28H3V32H4V28H5V31H6V28H7V25H6V23L1 19V21ZM53 22V21H52ZM95 22V21H94ZM98 22V21H97ZM107 22V21H106ZM168 22H169V18H168ZM1 23V24H2ZM121 23V22H120ZM156 23V22H155ZM49 24V23H48ZM47 24V25H48ZM53 24H55V23H53ZM87 25V24H86ZM102 25V24H101ZM114 25V24H113ZM49 26V25H48ZM53 26H55V25H53ZM64 26V25H63ZM106 26H108V25H106ZM121 26H122V24H121ZM126 26V25H125ZM60 27V26H59ZM65 27V26H64ZM72 27H73V25H72ZM88 27V26H87ZM116 27V26H115ZM52 28H54V27H52ZM55 28H56V26H55ZM63 28V27H62ZM67 28V27H66ZM82 28V27H81ZM103 28V27H102ZM124 28V27H123ZM49 29V30H48ZM67 29H70V28H67ZM73 28H71V30H72ZM75 29V28H74ZM89 29V28H88ZM87 29V30H88ZM53 30V29H52ZM55 30V29H54ZM57 30V29H56ZM71 30H69V31H71ZM76 30V29H75ZM84 30V29H83ZM117 30V29H116ZM123 30V29H122ZM58 31V30H57ZM94 31V30H93ZM115 31V30H114ZM119 31H121V30H119ZM124 31V30H123ZM149 31H151V29L149 30ZM153 31H155L154 29H153ZM153 31H151V32H153ZM73 32V31H72ZM79 32V31H78ZM77 32V33H78ZM83 32V31H82ZM81 32V33H82ZM151 32H150V34H151ZM56 33V32H55ZM59 33V32H58ZM77 33L75 34L76 36H78L77 35ZM98 33V32H97ZM110 33V32H109ZM111 33H112V31H111ZM62 34V33H61ZM66 34H68V33H66ZM65 34V35H66ZM78 34H80V33H78ZM88 34V33H87ZM116 34V33H115ZM123 34V33H122ZM59 35V34H58ZM69 35V34H68ZM72 35V34H71ZM85 35V34H84ZM103 35V34H102ZM118 35V34H117ZM4 36H5V33H4ZM61 36V35H60ZM73 36V35H72ZM80 36V37H79ZM78 36V38L80 39L81 38V35H79ZM94 36V35H93ZM92 36V37H93ZM119 36V35H118ZM5 38H6V36H5ZM66 38L68 39V36L66 35ZM70 38H72V37H69V39ZM90 38V37H89ZM99 38V37H98ZM116 38V37H115ZM73 39V38H72ZM79 39H78V41H79ZM91 39V38H90ZM95 39H96V37H95ZM71 40V39H70ZM69 40V41H70ZM85 40H87V39H85ZM92 40V39H91ZM109 40V39H108ZM112 40H114V39H112ZM8 42H10L11 44V46L14 48V49H16L15 51H17L16 53H17V55H18V57H19V59H21L20 61H21V63H22V65L23 66H25L24 68L26 69V71H27V73L30 75V77L32 78V80H33V78H37V77H39L38 79H40V78H42V76L39 74V72L36 70V68L33 66V64L31 63V61L29 60V58H28V56L26 55V53L24 52V50L22 49V48H19L17 45H16V43L15 42H13V41H11L10 39H8L7 40ZM64 41V40H63ZM61 42V43H64V42ZM67 41V40H66ZM68 41V42H69ZM77 42V40L76 39H74L73 40V42ZM98 41V40H97ZM82 42H83V39H82ZM88 42V41H87ZM126 42V41H125ZM70 43V42H69ZM78 43H80V42H78ZM77 43V44H78ZM83 43H85V42H83ZM101 43V42H100ZM109 43V42H108ZM65 44V43H64ZM76 44V43H75ZM89 44V42L87 43V45ZM92 44V43H91ZM114 44V43H113ZM62 45V44H61ZM67 45H68V43H67ZM73 44H71L70 46H72ZM79 45H81V44H79ZM84 45H86V44H84ZM87 45H86V47H87ZM95 45H96V43H95ZM94 45V46H95ZM106 45V44H105ZM110 45V44H109ZM75 47H77L76 45H74ZM73 46V47H74ZM100 46V45H99ZM79 48H76V52L75 53H77V49H82L83 47H81L80 48V46H78ZM90 47V46H89ZM108 47V46H107ZM115 47V46H114ZM222 47V46H221ZM65 48V47H64ZM71 48V47H70ZM220 48V47H219ZM60 49H61V47H60ZM69 49V48H68ZM88 49V48H87ZM58 50V51H57ZM71 50V49H70ZM70 50H66V51H70ZM72 50H73V48H72ZM71 50V51H72ZM75 51V50H74ZM63 52V51H62ZM105 52V51H104ZM103 52V53H104ZM65 53H67V52H65ZM64 53V54H65ZM71 53V52H70ZM79 53H81V52H79ZM84 53V52H83ZM86 54V53H85ZM101 54V53H100ZM108 54V53H107ZM69 55V54H68ZM84 55V54H83ZM99 55V54H98ZM104 55V54H103ZM106 55V54H105ZM71 56H72V54H71ZM94 56V55H93ZM72 57H78V55H76V56H74V54H73V56ZM84 57H85V55H84ZM84 57H79V59H80V61H82L81 59L82 58H84ZM90 57V56H89ZM100 57V56H99ZM102 57V56H101ZM94 58V57H93ZM93 58H91V60L93 61ZM71 59V60H70ZM90 59V58H89ZM88 59V60H89ZM74 60V59H73ZM85 60H86V58H85ZM84 59H83V61H85ZM103 60V59H102ZM113 60V59H112ZM82 61V62H83ZM76 62H79V60L77 59V61ZM87 62V61H86ZM90 62V61H89ZM115 62V61H114ZM75 63V62H74ZM95 63V62H94ZM100 63V62H99ZM82 64V63H81ZM96 64V63H95ZM126 64V63H125ZM74 65V64H73ZM77 65V64H76ZM79 65V64H78ZM84 65V64H83ZM86 65V64H85ZM98 65V64H97ZM75 66V65H74ZM92 66H94V64L92 65ZM144 66V65H143ZM82 67H84V66H82ZM81 67V68H82ZM112 67V66H111ZM89 68V67H88ZM92 68V67H91ZM98 68H99V66H98ZM142 68V67H141ZM59 69V70H58ZM93 69V68H92ZM92 69H90V70H92ZM94 69H96V68H94ZM94 69H93V71H94ZM100 69V68H99ZM111 69V68H110ZM56 70V69H55ZM81 70V69H80ZM83 70V69H82ZM88 70V69H87ZM115 70V69H114ZM136 70V69H135ZM139 70V69H138ZM86 71V70H85ZM147 71V70H146ZM81 72V71H80ZM79 72V73H80ZM95 72V71H94ZM97 72V71H96ZM100 72V71H99ZM101 72H104V71H101ZM118 72V71H117ZM135 72V71H134ZM61 73V72H60ZM63 74L64 76L66 75V74ZM82 73V72H81ZM86 73L87 74H89L88 73V71H86ZM146 73V72H145ZM38 74V75H37ZM85 74V73H84ZM92 74H95V73H92ZM100 74H102V73H100ZM112 74H113V72H112ZM112 74H110V75H112ZM96 75H97V73H96ZM103 75V74H102ZM101 75V76H102ZM105 75V74H104ZM104 75L102 76V77H104ZM109 75V76H110ZM130 75V74H129ZM63 76V77H64ZM68 76V77H69ZM86 76V75H85ZM91 76V75H90ZM100 76V77H101ZM107 75H105V77H106ZM118 76V75H117ZM131 76V75H130ZM110 77H112V76H110ZM125 77V76H124ZM146 77H148V76H146ZM65 78V77H64ZM96 78V77H95ZM95 78H94V80H95ZM122 78V77H121ZM126 78V77H125ZM145 78V77H144ZM86 79V78H85ZM103 79H107V78H103ZM108 79H109V77H108ZM112 79H114L115 80V77L114 78H112ZM112 79H110L112 82H113V85H115L114 84V81L112 80ZM120 79V78H119ZM131 79V78H130ZM139 79V78H138ZM79 80V79H78ZM88 81H89V79H87ZM109 80V81H110ZM117 80V83H119V80L118 79H116ZM122 80H125V79H122ZM44 81V80H43ZM73 81V80H72ZM77 81V80H76ZM76 81H75V83H76ZM126 81V80H125ZM125 81H123V82H125ZM34 83H35V85H37V81H33ZM84 82V81H83ZM111 82V83H112ZM135 82V81H134ZM140 82V81H139ZM74 83V82H73ZM79 83H81V82H79ZM103 83V82H102ZM101 83V86H103V87H105V84H102ZM108 82H107V80H106V84H107ZM128 83V82H127ZM136 83V82H135ZM246 83V82H245ZM95 84V83H94ZM130 84V83H129ZM153 84V83H152ZM76 85V84H75ZM96 85V84H95ZM108 85V84H107ZM119 85V84H118ZM117 85V86H118ZM127 85V84H126ZM135 85V84H134ZM151 85V84H150ZM247 85V84H246ZM73 86V85H72ZM98 86V85H97ZM100 86V85H99ZM100 86V87H101ZM111 86H112V84H111ZM121 86H123V85H121ZM128 86V85H127ZM133 86V85H132ZM136 86V85H135ZM138 86H140V85H138ZM137 86V87H138ZM242 86L243 87H241L240 86V90L242 91V89L241 88H244L243 90H246L247 91V89H249L247 86L245 87V85H244V83L242 82ZM79 87V86H78ZM84 87V86H83ZM108 87V86H107ZM109 87H110V85H109ZM113 87V86H112ZM119 87H120V85H119ZM129 87H131L130 85H129ZM147 88L149 87V86H146ZM146 87H144V89L146 88ZM154 87V86H153ZM116 88V87H115ZM115 88H114V90H115ZM121 88H123L124 89V87H121ZM133 88H135L134 86H133ZM142 88V91H144L143 90V87H141ZM156 88V87H155ZM246 88V89H245ZM78 89V88H77ZM81 89V88H80ZM85 89V88H84ZM84 89H83V91H84ZM86 89L88 90V88H87V85H86ZM85 89V90H86ZM104 89V88H103ZM107 89H109V88H107ZM118 89V88H117ZM120 89V88H119ZM126 89H128L127 87H126ZM137 89V88H136ZM149 89V88H148ZM151 89H152V87H151ZM157 89V88H156ZM105 90H106V88H105ZM125 90V89H124ZM131 90V89H130ZM134 90V89H133ZM147 90V89H146ZM88 91H90V90H88ZM88 91H86L85 93H86V95H87V92ZM110 91V90H109ZM116 91V90H115ZM129 91V90H128ZM141 91V92H142ZM236 91H238V90H236ZM240 91V92H241ZM249 91V90H248ZM248 91H247V93L246 94H248ZM78 92H79V90H78ZM92 92V91H91ZM98 92V91H97ZM80 94H82L81 92H79ZM84 92H83V94H85ZM121 93H123V92H121ZM105 94V93H104ZM103 94V95H104ZM107 94H109V93H107ZM238 94V93H237ZM240 94V93H239ZM86 95H84V96H86ZM92 95V94H91ZM90 95V96H91ZM119 95V94H118ZM245 95V94H244ZM249 95V94H248ZM108 96V95H107ZM106 95L104 96V97H107ZM122 96V95H121ZM103 97V98H104ZM242 97V96H241ZM57 98V97H56ZM98 98H100V97H98ZM97 98V99H98ZM245 98H247V97H245ZM258 98V97H257ZM261 98V97H260ZM263 98V97H262ZM261 98V99H262ZM87 99H88V97H87ZM90 99V98H89ZM94 99H96V96H95V98ZM96 99V100H97ZM57 100H58V102H60L59 101V99L57 98ZM244 100V99H243ZM89 101H91V100H89ZM88 101V102H89ZM86 102H87V100H86ZM87 102V103H88ZM92 102H93V100H92ZM90 103V102H89ZM88 103V104H89ZM95 103H96V101H95ZM60 104H61V106L62 107H64L63 105H62V103L60 102ZM91 104V103H90ZM89 104V105H90ZM222 107V106H221ZM91 108V107H90ZM152 108V107H151ZM163 108V107H162ZM220 108V107H219ZM219 108L218 109H213L214 110V112H212L211 114H213V115H215V112H217L216 110H218L219 111V114L220 113H224L223 111L221 112L220 110H219ZM149 109V108H148ZM157 109V108H156ZM161 109V108H160ZM164 109H166L167 110V108H164ZM163 109V110H164ZM210 109V108H209ZM228 109V108H227ZM131 110V109H130ZM145 110V109H144ZM153 110V109H152ZM166 110L164 111V112H166ZM202 109H200V111H201ZM205 110V108H203V111ZM207 110H208V108L205 110V112H207ZM105 111H107V110H105ZM104 111V112H105ZM127 111V110H126ZM141 111H143L142 109H141ZM140 111V112H141ZM148 111V110H147ZM155 111H157V110H155ZM203 111H202V113H203ZM109 112V111H108ZM160 112V111H159ZM64 113L66 114V116L67 117H69V121H67V123H68V125H69V128H70V130L72 131V133H73V135H74V137H75V140H76V142L78 143V145H79V147H80V149L82 148L81 147V145H86V148L87 147H89L88 146V144H87V141H86V139H85V137H84V135L82 134V132L80 131V129L78 128V126L75 124V122L73 121V119L71 118V116L69 115V113L65 110L64 111ZM63 113V114H64ZM89 113V112H88ZM96 113V112H95ZM94 113V114H95ZM100 113H102V112H100ZM110 113V112H109ZM126 113H128V112H126ZM125 113V114H126ZM131 113H133V112H131ZM150 113H152L151 112V110H150ZM200 114H201V112H199ZM209 113V112H208ZM207 113V114H208ZM93 114V113H92ZM93 114V119L92 118H90L91 119V121H92V124H93V126L94 127H100V128H102V134H103V137L105 138H108V137H110L111 136V126L114 124V123H112L111 121L112 120H114V119H116V117L114 116V118L113 119H110V118H108V115H107V117H106V115H104V114H102V115H98V116H95ZM105 114H106V112H105ZM125 114H124V116H125ZM128 114H130V113H128ZM153 114V113H152ZM155 114V113H154ZM162 113H160V114H158L159 116L161 115ZM168 114H171V113H168ZM207 114H205V115H207ZM211 114H208V115H210V117L212 118L213 116H211ZM216 114H218V112L216 113ZM230 114V113H229ZM228 114V115H229ZM127 115V114H126ZM163 116L164 115H167V113L165 114H162ZM207 115V116H208ZM221 115V114H220ZM224 115V114H223ZM222 115V116H223ZM118 116V115H117ZM120 116V115H119ZM169 116V115H168ZM218 116V115H217ZM226 116V115H225ZM230 116H231V114H230ZM89 117H91L90 115H89ZM112 117V116H111ZM129 117V116H128ZM130 117H131V115H130ZM144 117V116H143ZM189 117V116H188ZM215 117H216V115H215ZM215 117H213V118H215ZM122 118H124V117H122ZM127 118V117H126ZM139 118V117H138ZM148 118V117H147ZM156 118V117H155ZM163 118H165V117H163ZM172 118V117H171ZM209 118V117H208ZM121 119V118H120ZM134 119V118H133ZM140 119V118H139ZM138 119V120H139ZM145 119V118H144ZM159 119V118H158ZM222 119H223V117H222ZM225 119V118H224ZM230 119V118H229ZM65 120V119H64ZM124 120V119H123ZM125 120H127V119H125ZM141 120H142V118H141ZM149 120H152V119H149ZM154 120V119H153ZM166 120L168 121V119L166 118ZM165 120V121H166ZM169 120H170V118H169ZM173 120V119H172ZM211 120V119H210ZM132 121V120H131ZM144 121H147V120H143V122ZM157 121H160V120H157ZM235 121H237V120H235ZM122 122V121H121ZM125 122V121H124ZM124 122H122V123H124ZM142 122V123H143ZM173 121H171V123H172ZM227 122V121H226ZM228 122H229V120H228ZM232 122V121H231ZM230 122V123H231ZM238 122V121H237ZM128 123V122H127ZM140 123V122H139ZM159 123V122H158ZM165 123V122H164ZM167 123V122H166ZM177 123V122H176ZM234 122H232L231 123V125L233 124ZM115 124H116V121H115ZM126 124V123H125ZM129 124V123H128ZM138 124V123H137ZM148 124V123H147ZM163 124V123H162ZM174 124V123H173ZM239 124V123H238ZM120 125V124H119ZM150 125V124H149ZM167 125H169V124H167ZM123 126H125V125H123ZM122 126V127H123ZM145 126V125H144ZM177 126V125H176ZM126 127V126H125ZM151 127H153L152 125H151ZM161 127H163V126H161ZM168 129H169V127L168 126H166ZM129 128V127H128ZM146 128V127H145ZM156 128V127H155ZM167 128H166V130H167ZM176 128V127H175ZM235 128H236V126H235ZM97 129V128H96ZM132 129V128H131ZM158 129H160V128H158ZM177 129V128H176ZM176 129H174V130H176ZM179 129V128H178ZM231 129V128H230ZM122 130V129H121ZM161 130V129H160ZM163 130H164V128H163ZM165 130V131H166ZM169 130H171V126H170V129ZM258 130V129H257ZM117 131V130H116ZM149 131H151L150 130V128H149ZM164 131V132H165ZM172 131H173V129H172ZM172 131H170L171 133H173ZM179 131V130H178ZM100 132V131H99ZM120 132V131H119ZM125 132V131H124ZM152 133H153V131H151ZM167 132V131H166ZM170 132H169V134H170ZM237 132V131H236ZM235 132V133H236ZM149 133V132H148ZM157 133V132H156ZM179 133V135H180V132H178ZM260 133V132H259ZM123 134V133H122ZM147 134V133H146ZM169 134H168V136H169ZM115 135V134H114ZM138 135V134H137ZM176 135V134H175ZM122 136V135H121ZM131 136V135H130ZM136 136V135H135ZM152 136V135H151ZM167 135L166 136H163L164 138L165 137H168ZM174 136V135H173ZM177 136H178V134H177ZM158 137H160L159 135H158ZM106 138H105V140H106ZM121 138V137H120ZM134 138V137H133ZM144 138V137H143ZM161 138H162V136H161ZM169 138V137H168ZM175 138V137H174ZM182 138V137H181ZM181 138H180V140H181ZM102 139V138H101ZM114 139H115V137H114ZM123 139L125 140V138L123 137ZM128 139V138H127ZM126 139V140H127ZM130 139V138H129ZM141 139V138H140ZM145 139V138H144ZM183 139V138H182ZM132 140V139H131ZM143 140V139H142ZM161 140V139H160ZM164 140V139H163ZM169 140V139H168ZM104 141V140H103ZM159 141V140H158ZM165 142L167 141L166 139L164 140ZM164 141H160L161 143H159V144H161V145H163V144H165V142ZM170 141L171 140H169V143H170ZM174 141V140H173ZM172 141V142H173ZM175 141H176V139H175ZM178 141V140H177ZM175 142V144H177L178 142ZM182 141H185V140H182ZM105 142V141H104ZM104 142H103V144H104ZM120 142V141H119ZM119 142H113L112 143V141L110 142V143H112V149L115 151H113L114 152V154L116 153V152H118L117 154H119V152L121 153V152H127V150H126V147L124 148L121 144H119ZM126 142V141H125ZM131 142V141H130ZM133 142V141H132ZM141 142V141H140ZM210 142V141H209ZM209 142H208V144H209ZM167 143V142H166ZM184 143V142H183ZM205 143V142H204ZM152 144H154L153 142H152ZM151 144V145H152ZM155 144H158V143H155ZM171 144V143H170ZM203 143L201 142V145H202ZM212 144V143H211ZM125 145V144H124ZM136 145V144H135ZM174 145V144H173ZM173 145H170V146H173ZM204 145V144H203ZM202 145V147L204 148V146ZM205 145H206V143H205ZM108 146H110V144H108ZM139 146V145H138ZM207 146V145H206ZM213 146V145H212ZM211 146V147H212ZM133 147V146H132ZM152 147V146H151ZM164 147H165V145H164ZM227 147V146H226ZM129 148V147H128ZM152 148H154V146L152 147ZM160 148V147H159ZM158 148V149H159ZM171 149H172V147H170ZM106 149V148H105ZM110 149H111V147H110ZM156 149V148H155ZM166 149H167V147H166ZM209 149H211L210 148V146H209ZM229 149V148H228ZM90 150V149H89ZM164 150V149H163ZM163 150H161L162 151V153H163ZM168 150V149H167ZM174 150H175V148H174ZM184 150H187V149H184ZM227 150V149H226ZM232 150V149H231ZM130 151V150H129ZM136 151V150H135ZM159 151V150H158ZM160 151V152H161ZM169 151V150H168ZM171 151V150H170ZM178 150H176V152H177ZM230 151V150H229ZM149 152V151H148ZM156 152V151H155ZM154 152V153H155ZM160 152H157V153H159L160 154ZM182 152V151H181ZM228 152V151H227ZM242 152V151H241ZM128 153V152H127ZM137 153V152H136ZM165 153V152H164ZM169 154H170V152H168ZM168 153H167V155H168ZM178 153H179V151H178ZM185 153V152H184ZM187 153V152H186ZM191 153V152H190ZM207 153V152H206ZM222 153V152H221ZM234 153V152H233ZM109 154H111L110 152H109ZM173 154H174V151H173ZM214 154V153H213ZM217 154V153H216ZM219 154V153H218ZM223 154V153H222ZM257 154V153H256ZM84 155V154H83ZM86 155V154H85ZM84 155V156H85ZM89 155V154H88ZM125 155V154H124ZM130 155H131V153H130ZM140 155V154H139ZM144 155V154H143ZM155 155H157V154H155ZM166 155V156H167ZM191 155V154H190ZM189 155V156H190ZM230 155H231V153H230ZM230 155H228V156H230ZM237 155H239V154H237ZM241 155V154H240ZM244 155V154H243ZM114 156V155H113ZM115 156H117L116 154H115ZM121 156V155H120ZM123 156V155H122ZM153 156V155H152ZM165 156V157H166ZM171 156H172V154H171ZM181 156H184V159H185V154H183V155H181ZM180 156V157H181ZM188 156V155H187ZM216 156V155H215ZM226 156V155H225ZM112 157V156H111ZM124 157H127V156H124ZM123 157V158H124ZM170 157V156H169ZM168 157V158H169ZM179 157V158H180ZM248 157V156H247ZM109 158V157H108ZM117 158V157H116ZM121 158V157H120ZM132 158V157H131ZM137 158V157H136ZM144 158V157H143ZM191 158V157H190ZM189 158V159H190ZM219 158V157H218ZM223 158V157H222ZM221 158V159H222ZM235 158V157H234ZM253 158V157H252ZM90 159V158H89ZM118 160H120L119 159V156H118V158H117ZM124 159H126V158H124ZM152 159H154V158H152ZM162 159V158H161ZM169 159H172V157L171 158H169ZM168 159V160H169ZM181 160H182V158H180ZM225 159V158H224ZM243 159V158H242ZM254 159V158H253ZM86 160V162L88 163V159H85ZM116 160V159H115ZM145 160V159H144ZM148 160H149V158H148ZM167 160V161H168ZM121 161V160H120ZM125 161V160H124ZM123 161V162H124ZM128 161V160H127ZM154 161V160H153ZM152 161V162H153ZM166 161V162H167ZM173 161V160H172ZM179 161V160H178ZM192 161V160H191ZM228 161V160H227ZM246 161V160H245ZM244 161V162H245ZM112 162H115V161H112ZM133 162V161H132ZM144 162H146V161H144ZM144 162H143V164H144ZM177 162V161H176ZM184 162V160H182V161H180V162H178V170H180L179 169V164H180V168H181V166H182V168H184V169H182V170H185V168H186V165L184 164V166L181 164V163H183ZM257 162V161H256ZM116 163V162H115ZM139 163V162H138ZM164 163V162H163ZM174 163V162H173ZM187 163V162H186ZM221 163V162H220ZM258 163V162H257ZM261 163V162H260ZM124 164V163H123ZM148 164V163H147ZM189 164V163H188ZM251 164V163H250ZM89 165L90 164H88V167H89ZM94 165V164H93ZM129 165V164H128ZM146 165V164H145ZM165 165V164H164ZM172 165V164H171ZM95 166V165H94ZM116 166V165H115ZM150 167H152L151 166V164L149 165ZM148 165H146L145 167L147 168V167H149ZM174 166V165H173ZM132 167V166H131ZM149 167V168H150ZM243 167V166H242ZM255 167V166H254ZM124 168V167H123ZM140 168V167H139ZM159 168V167H158ZM163 168V167H162ZM225 168V167H224ZM247 168V167H246ZM90 169V172H91V175H92V178H93V181H94V183H95V185L98 187V189H99V191H100V193L103 195L102 197H103V199H105L104 201H106V203L108 204V201H109V206H111V208L113 209L112 210V214H113V218H114V220H115V222L117 221V220H119V219H121V217L119 216V214H118V212H117V210L115 209V207H114V205H113V203L110 201V200H107L108 199V197H106V196H104V193H103V191H102V189H100V187H99V185H98V183H97V180H96V178H95V176H94V173L96 172H94L93 173V171H92V169L91 168H89ZM95 169V168H94ZM157 169V168H156ZM191 169V168H190ZM204 169V168H203ZM129 170H130V168H129ZM141 170V169H140ZM149 170H152V168L151 169H149ZM157 170H159V169H157ZM168 170V169H167ZM199 170V169H198ZM206 170V169H205ZM247 170V169H246ZM120 171H121V169H120ZM132 171V173H133V169L131 170ZM146 171V170H145ZM164 171V170H163ZM172 171H173V169H172ZM185 171H189V170H185ZM185 171H184V173H185ZM201 171V170H200ZM138 172H139V170H138ZM157 172V171H156ZM165 172V171H164ZM194 172V171H193ZM125 173V172H124ZM129 173V172H128ZM142 173V172H141ZM147 173H149V172H147ZM146 173V174H147ZM178 173L180 174V176H182V178H183V175H185L184 173H182L181 174V170H180V172L178 171ZM177 173V174H178ZM201 173V172H200ZM97 174V173H96ZM118 174V173H117ZM134 174V173H133ZM136 174V173H135ZM150 174V173H149ZM192 174V173H191ZM199 174V173H198ZM203 174V173H202ZM130 175V174H129ZM151 175V174H150ZM189 175V173L186 175V176H188ZM98 176V175H97ZM131 176H132V174H131ZM138 177H136L135 176V178H137L135 181H137V180H139V181H142V177H141V175L139 174V175H137ZM152 176V175H151ZM159 176V175H158ZM161 176V175H160ZM179 176V177H180ZM192 176V175H191ZM195 176V177H194ZM193 177H194V179L196 178V176H198L197 174L196 175H194ZM130 177V176H129ZM190 177V176H189ZM239 177V176H238ZM156 178V177H155ZM188 177H186L185 179H187ZM199 178H201V176H199L197 179H199ZM202 178H204V177H202ZM201 178V179H202ZM234 178V177H233ZM244 178V177H243ZM149 179V178H148ZM147 179V180H148ZM180 179V178H179ZM178 179V180H179ZM200 180V179H199ZM134 181V182H135ZM145 181V180H144ZM186 181V180H185ZM184 181V182H185ZM194 182H196L195 180H193ZM151 182V181H150ZM191 182V181H190ZM193 182V183H194ZM170 182H169V180H168V178H167V176H161V180H159V179H156L155 181L153 180V183H152V185H153V188H154V190H153V192H150L149 191V189L146 187V185H144L143 183L140 185V189H139V187H137L136 185H134L135 186V189H136V191H137V193L139 194V195H144V197H145V199H147L148 201H149V204H150V209L148 208V213H149V216L147 217V219H148V221L147 222H145V221H143L142 220V218L143 217H141V216H139L140 217V219H141V222H142V224L146 227V229L148 230V232H149V234L151 235V229L152 228H158V230H156V231H159L160 229H159V225H160V223H162V221H164V222H167V221H169V219L167 220V218L165 219V218H163L164 217V215H165V213H164V211H163V209L161 208V206H159L158 205V200H157V197L158 196H160L161 194H164V196H165V193H167L166 191L168 190V188H169V186H170V184H169ZM199 183V182H198ZM124 184V186H126L125 184L126 183H123ZM137 184H139V182L137 183ZM176 184V183H175ZM202 184V183H201ZM204 184V183H203ZM192 185V184H191ZM186 186V188H187V185H185ZM178 187V186H177ZM171 188V187H170ZM184 188V187H183ZM185 188V189H186ZM197 188V187H196ZM129 189V188H128ZM178 189V188H177ZM182 189V188H181ZM189 190H190V187L188 188ZM126 190V189H125ZM131 190V189H130ZM129 190V191H130ZM179 190V189H178ZM127 191V190H126ZM132 191V190H131ZM155 191V192H154ZM184 191V190H183ZM186 191V190H185ZM193 191V190H192ZM205 191V190H204ZM208 191V190H207ZM106 192V191H105ZM172 191L170 190V192H168L169 194H173V192L171 193ZM188 192V191H187ZM195 192V191H194ZM203 192V191H202ZM206 192V191H205ZM198 193V192H197ZM106 194V193H105ZM130 194V193H129ZM177 193H175V196H174V198H173V195H169V197L170 196H172V198H173V201H174V203H173V201L172 200H170V202L169 203H173L174 205L176 204V201L174 200V199H176L177 200V204L178 203H180L181 202V199L178 197V195H176ZM182 194H184L183 192H182ZM190 195H192L191 194V192L189 193ZM194 194V193H193ZM200 194V193H199ZM129 196V195H128ZM131 196V195H130ZM162 196V195H161ZM164 196H162V197H164ZM184 196H188L187 195V193H186V195H184ZM184 196H182V197H184ZM199 196V195H198ZM204 196V195H203ZM206 196V195H205ZM136 197H137V195H136ZM134 198L135 200L137 199V198ZM143 197V198H144ZM166 198L168 197V195L167 196H165ZM195 197H197V196H195ZM200 197V196H199ZM107 198V199H106ZM171 198V197H170ZM171 198V199H172ZM190 198L193 200V198L190 196ZM159 199V198H158ZM188 199V198H187ZM190 199V200H191ZM196 199V198H195ZM208 199V198H207ZM214 199V198H213ZM128 200H130V199H128ZM132 200V199H131ZM162 200V199H161ZM178 200H179V202H178ZM185 200V199H184ZM203 200V199H202ZM143 201V200H142ZM164 201V200H163ZM163 201H162V203H163ZM188 201V200H187ZM195 201V200H194ZM197 201H198V199H197ZM206 201V200H205ZM137 202H138V200H137ZM137 202H135V203H137ZM165 202H167V200L165 201ZM168 202H167V204H168ZM186 202V201H185ZM189 203H190V205H192L193 203H191L190 201H188ZM196 202V201H195ZM195 202H194V204H195ZM201 202V201H200ZM199 202V203H200ZM207 202V201H206ZM140 203V202H139ZM161 203V202H160ZM182 203V202H181ZM180 203V204H181ZM187 203V202H186ZM203 202H201V204H202ZM209 203V202H208ZM148 204V203H147ZM176 204V205H177ZM180 204H179V206H180ZM196 204H197V202H196ZM195 204V205H196ZM201 204L199 205V208H200V210H201ZM205 204V203H204ZM207 204V203H206ZM210 204V203H209ZM203 205V204H202ZM133 206H135V205H133ZM145 206H146V203H145ZM181 206H182V204H181ZM183 206H184V204H183ZM187 206H188V203H187ZM194 205H192V207H193ZM207 206V205H206ZM146 207H148V206H146ZM169 207H173V205L171 206H169ZM178 207V206H177ZM185 207H186V205H185ZM198 207V206H197ZM203 207H205V205H203ZM209 207V206H208ZM135 208V207H134ZM211 208V207H210ZM209 208V209H210ZM145 209V208H144ZM147 209V208H146ZM145 209V210H146ZM176 209V208H175ZM196 209H198V208H196ZM196 209H193V211H195ZM205 209V208H204ZM204 209H202L203 211H205ZM206 209H207V207H206ZM213 209H215V208H213ZM144 210V211H145ZM190 209H188V211H189ZM200 210L198 209V212H200ZM139 213H141V214H143L142 213V208H140V206H139ZM143 211V212H144ZM210 212H212V209L211 210H209ZM207 212V210H206V213H209V215H210V212ZM135 212L138 214V212L135 210ZM186 212H187V210H186ZM190 212V211H189ZM197 212V211H196ZM202 212V211H201ZM214 212V211H213ZM145 214H146V212H144ZM179 213V212H178ZM192 213V212H191ZM219 213V212H218ZM185 214V213H184ZM190 214V213H189ZM193 215H195L194 213H192ZM191 214V215H192ZM213 214V213H212ZM216 214H217V212H216ZM220 214H221V212H220ZM191 215H185L187 218H189ZM192 215V216H193ZM201 215V214H200ZM206 215V214H205ZM204 215V216H205ZM208 215V216H209ZM175 216L176 215H174V217L172 216L171 217V219H173V222H176V220H175ZM197 216V215H196ZM212 216V215H211ZM211 216L208 218L209 220L211 219ZM220 216V215H219ZM219 216H218V218H219ZM144 217H145V215H144ZM184 217V216H183ZM223 217V216H222ZM162 218H163V220H162ZM176 218H177V216H176ZM181 218V217H180ZM194 218V217H193ZM201 218V217H200ZM215 218V217H214ZM144 219V218H143ZM170 219V220H171ZM190 219H191V217H190ZM198 219V218H197ZM196 219V220H197ZM204 219V218H203ZM206 219V218H205ZM208 219H207V221H208ZM260 219V218H259ZM262 219V218H261ZM166 220V221H165ZM175 220V221H174ZM179 221L177 222V223H179L178 225H180L182 222L180 221V219H178ZM184 220V219H183ZM213 220V219H212ZM212 220H210V221H212ZM215 220H216V218H215ZM218 220V219H217ZM216 220V221H217ZM224 220V219H223ZM264 220V219H263ZM185 221V220H184ZM221 221V220H220ZM256 221H257V218H256ZM148 222H149V224H148ZM172 222V220H171V223H173ZM190 222V221H189ZM194 222V221H193ZM198 224L200 223V222H197ZM212 223V222H211ZM215 223V222H214ZM222 223V222H221ZM253 223V222H252ZM168 224V223H167ZM175 224V223H174ZM204 224V223H203ZM213 224V223H212ZM218 224V223H217ZM163 226H164V223L162 224ZM171 225V224H170ZM196 225V224H195ZM195 225H193V227L195 226ZM216 225V224H215ZM222 225V224H221ZM221 225H219L220 227H218L220 230L223 228V225H222V228H221ZM227 225V224H226ZM161 226V225H160ZM169 226V225H168ZM172 226V225H171ZM171 226H169L168 228H166L165 230H167V229H169ZM175 226V227H174ZM173 227H174V229L176 230V225H174ZM182 226V225H181ZM189 226V225H188ZM197 226V225H196ZM194 227L193 229H194V231H192V232H196V234L198 235L199 234V236L201 235L199 232H203V233H206V237L208 236L210 239L212 238L211 237V235H214L213 236V240H215V239H217V238H214V237H216V235L215 234H212L211 232H213V230H211L210 229V234H208L207 233V230H208V227L205 229V230H203V228H200V231H199V229L197 228V227ZM204 226H205V224H204ZM208 226H209V224H208ZM213 226V225H212ZM198 227H200V226H198ZM201 227H203V226H201ZM215 227H217V225L215 226ZM164 228V227H163ZM177 228H181L179 231V236H180V238H177V236L175 237L174 235H171L170 233L169 234H165V232H164V230H163V232H164V236H166V235H168V236H172L173 238H175V239H173L172 240V244H173V247H172V250H170V249H166V251H163L162 252V250L161 251H159V253H166V252H172V253H177V252H184V251H188V250H196V249H203V248H211V247H218L219 245L220 246H222V245H224V244H221V242H223V241H220V240H224L225 238L223 237V238H219V239H217V241L215 240V241H213L212 239L210 240V242H208V241H206V242H204L206 239H208V238H202V237H204L205 235L204 234H202L203 236H201L200 238H202V239H198L199 238V236H196L197 237V243L198 242H200L201 240L203 241V243L202 242H200V244L198 243V245L195 243L194 244V240H195V236H193V235H195V233L192 235V234H190V233H192L191 232V230H192V226L191 227H189L188 229H189V231H187L188 229H186L187 228V226H183V227H178L177 226ZM185 228V229H184ZM191 228V229H190ZM225 228V227H224ZM197 229H198V231H197ZM202 229V230H201ZM214 229H216V228H214ZM219 229H218V232H220L219 231ZM262 229V228H261ZM155 230V229H154ZM153 230V231H154ZM161 230V231H162ZM172 230V229H171ZM196 230V231H195ZM174 231V230H173ZM178 231V230H177ZM206 231V232H205ZM209 231V230H208ZM215 231V230H214ZM221 231H223V230H221ZM226 231V230H225ZM168 232V231H167ZM166 232V233H167ZM171 232V231H170ZM176 232V231H175ZM159 233V232H158ZM172 233V232H171ZM214 233H217V229H216V232H214ZM221 233V232H220ZM223 233V232H222ZM255 232H253V235H251V234H249V235H246V236H243V238H241V241L239 240L238 241V239H236L237 240V242H242L243 243V247H244V245L246 244L247 245V243H250V241L252 240V239H256V241H258L257 239H260L257 243H261L262 242V240L264 239V229H262V230H256V233L254 234ZM177 234V233H176ZM208 234V235H207ZM219 234V233H218ZM228 234H229V232H228ZM161 235V238H162V240L163 241H165V237L163 236L162 237V234H160ZM194 237H192V236ZM221 235V234H220ZM152 236V235H151ZM168 236H166L167 237V239L169 238ZM219 236V235H218ZM226 236H228V235H226ZM254 236H257L258 238H254ZM234 237V236H233ZM238 237V236H237ZM241 237V236H240ZM239 237V238H240ZM253 237V238H252ZM193 238V239H192ZM230 238V234H229V236H228V239H227V241H236V240H234V238L233 239H229ZM252 238V239H251ZM153 239V238H152ZM157 239V238H156ZM155 239V240H156ZM172 238H170L169 240H171ZM193 240V244H194V246H191V247H187L184 243H183V245H185V246H183V247H185V249H182V250H176V248L177 247H179V245H180V242L182 243L183 241H187V243L188 244H190L191 242H190V240ZM155 240H153L154 242H155ZM162 240H160V241H162ZM168 240V241H169ZM191 240V241H192ZM198 240H200V241H198ZM219 240V241H218ZM157 241V240H156ZM226 241V240H225ZM256 241H254V243L253 244H255V242ZM156 243V242H155ZM166 243V245H167V248H168V243L167 242H165ZM202 243V244H201ZM227 243V242H226ZM235 243V242H234ZM156 244H158L159 245V243H156ZM250 244H252V243H250ZM258 244V245H259ZM170 245V244H169ZM192 245V244H191ZM245 245V246H246ZM249 245V244H248ZM157 246V245H156ZM161 246V245H160ZM159 246V247H160ZM165 246V245H164ZM225 246V245H224ZM162 247V246H161ZM166 247V246H165ZM171 247V246H170ZM250 247H252V246H250ZM243 250V249H242ZM245 250H246V248H245ZM244 253V252H243ZM245 254V253H244ZM242 255V252H229V253H223V254H217V255H210V256H206V257H202V258H190V259H186V260H180V261H172V263L170 262V264H233V262L235 261V260H238L239 258H240V256ZM243 256V255H242ZM241 260L242 259H244V258H240ZM236 262H238V261H236ZM165 263H167V262H165Z\"/></svg>", "mask_w": 264, "mask_h": 264}]
</instances>
